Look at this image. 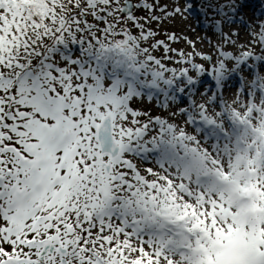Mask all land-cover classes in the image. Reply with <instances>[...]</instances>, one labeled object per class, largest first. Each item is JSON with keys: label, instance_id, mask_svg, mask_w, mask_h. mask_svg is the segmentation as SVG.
<instances>
[{"label": "snow or ice", "instance_id": "obj_1", "mask_svg": "<svg viewBox=\"0 0 264 264\" xmlns=\"http://www.w3.org/2000/svg\"><path fill=\"white\" fill-rule=\"evenodd\" d=\"M0 264H264V0H0Z\"/></svg>", "mask_w": 264, "mask_h": 264}, {"label": "rangeland", "instance_id": "obj_2", "mask_svg": "<svg viewBox=\"0 0 264 264\" xmlns=\"http://www.w3.org/2000/svg\"><path fill=\"white\" fill-rule=\"evenodd\" d=\"M188 23L192 24L193 27L196 28V33H195V34H193V33H188V35H189L192 39L195 40L197 35H203V33H202L201 30H200V26H199V25L195 24V22L192 21L191 19L188 21ZM182 28H184V25H181V24H178V25H177V29H182ZM177 46H178V47H183L182 44H181V45H177ZM197 47L199 48V47H201V45L198 44ZM204 50H207V48L205 47Z\"/></svg>", "mask_w": 264, "mask_h": 264}]
</instances>
